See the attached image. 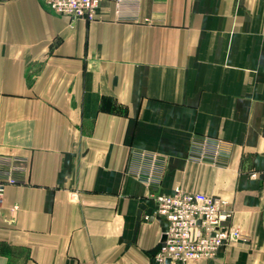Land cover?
Listing matches in <instances>:
<instances>
[{"label":"crops","instance_id":"1","mask_svg":"<svg viewBox=\"0 0 264 264\" xmlns=\"http://www.w3.org/2000/svg\"><path fill=\"white\" fill-rule=\"evenodd\" d=\"M45 1L0 0V248L155 264L152 197L179 187L227 200L241 234L191 264H264V0L102 2L73 24Z\"/></svg>","mask_w":264,"mask_h":264},{"label":"built area","instance_id":"2","mask_svg":"<svg viewBox=\"0 0 264 264\" xmlns=\"http://www.w3.org/2000/svg\"><path fill=\"white\" fill-rule=\"evenodd\" d=\"M102 2L121 8L127 0H46L44 9L49 14L68 19L69 24L79 19L92 20ZM199 158L201 156H194ZM254 178L255 174H251ZM11 178L0 180V203L4 186ZM155 208L152 216L167 223L162 241L153 255L155 264H191L214 259L226 246L241 239L231 224L233 209L224 198L185 192L175 187L171 194L152 197ZM145 215L144 219H148Z\"/></svg>","mask_w":264,"mask_h":264},{"label":"rangeland","instance_id":"3","mask_svg":"<svg viewBox=\"0 0 264 264\" xmlns=\"http://www.w3.org/2000/svg\"><path fill=\"white\" fill-rule=\"evenodd\" d=\"M6 252V253H10L11 256H13L12 260H11V264H20V257H18L16 254H19V251L16 249H10V248H6V249H1L0 248V252Z\"/></svg>","mask_w":264,"mask_h":264},{"label":"water","instance_id":"4","mask_svg":"<svg viewBox=\"0 0 264 264\" xmlns=\"http://www.w3.org/2000/svg\"><path fill=\"white\" fill-rule=\"evenodd\" d=\"M164 239H165V237H164V236H162V240H161V241H164Z\"/></svg>","mask_w":264,"mask_h":264}]
</instances>
